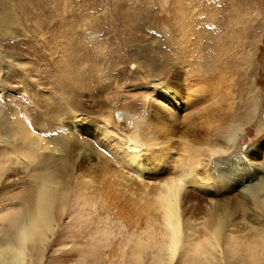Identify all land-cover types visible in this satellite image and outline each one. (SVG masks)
Segmentation results:
<instances>
[{
	"label": "rangeland",
	"instance_id": "obj_1",
	"mask_svg": "<svg viewBox=\"0 0 264 264\" xmlns=\"http://www.w3.org/2000/svg\"><path fill=\"white\" fill-rule=\"evenodd\" d=\"M228 17L236 20L227 22L225 36L236 41L234 33L249 20L246 42L251 43L254 35V46L263 48L254 49L257 56L250 45L239 57L220 54V60L208 67L207 82L205 75L204 85L193 89L217 93L213 108L221 112L234 108L230 114L235 115L245 101L241 82L247 88L255 78L250 76L251 64L255 70L264 69V0H0V18L5 22L0 27V225H7L27 198L56 128L78 123L74 134L94 152L87 161H69L71 186H76L68 195L64 215L56 216L55 236L42 245L31 264H156L165 240L159 236L152 189L156 181L174 176L179 161L187 157L183 133L192 123L196 140L203 136L198 120L204 112L200 93L192 92L199 99L175 113L177 124H170L167 142L158 135L152 118L160 98L155 86L170 83L175 76L187 90L191 80L203 78L190 76L191 56L203 57L215 43L207 32L217 34V18L223 23ZM150 59H155L156 70L148 66ZM261 79L252 94L264 107V75ZM70 87L75 91L67 90ZM185 93L182 90L178 96L183 99ZM256 113L252 122L244 120L237 141L243 150L259 146L261 161L264 122L255 124L260 116L264 120V112ZM132 117L149 135L139 148L145 158L151 160L160 150L166 161H159L145 184L126 175L120 154L107 142H97L96 129L103 128L104 139L106 133L119 139L135 133L134 125H128ZM84 125L93 127L84 130ZM247 126L253 133L244 137ZM22 127L33 141L29 147L19 141L17 130ZM201 144L197 143L198 153L204 150ZM32 152L35 160L27 157ZM196 160L200 170L207 165L215 181V171L208 168L211 163L203 155ZM76 178H80L77 184ZM143 186L150 190L145 193ZM211 192L221 198L217 187ZM184 263L177 256L172 264Z\"/></svg>",
	"mask_w": 264,
	"mask_h": 264
},
{
	"label": "bare ground",
	"instance_id": "obj_2",
	"mask_svg": "<svg viewBox=\"0 0 264 264\" xmlns=\"http://www.w3.org/2000/svg\"><path fill=\"white\" fill-rule=\"evenodd\" d=\"M235 20L233 17H228L222 23L223 20L217 18L218 23H216L217 26L214 25V29L216 33L219 32L217 34L207 32L208 38L210 37L215 43L207 47L203 57L196 56L198 58L196 59L191 56L190 76L199 74L203 78L191 80L190 88L187 84V90L184 84H180V78L175 76L171 77L173 79L169 81L170 83L155 86L160 98L156 101L158 109L152 118L158 125L156 128L158 135L167 142H170V124H177L175 113L180 111L182 106L185 108L190 103L195 104L194 102L201 98L200 106L202 104V112H204L199 114L198 120L202 122L203 136L196 140V124L192 123L189 130L183 133L187 157L179 161L180 165L176 166L174 176L162 178L156 181L154 186L152 185L159 236L165 240L161 244V255L156 264H165V262L172 264L177 256L185 260L184 264H264V158L259 161L261 156L257 149L259 146L251 150H243L237 141L239 132L241 133V128L245 125L244 120L248 124L252 122L253 115L257 116L258 110L261 114L264 112L258 97L252 94L255 93V86L263 82L261 77L264 75V69H256L258 71L256 72L253 69L255 66L251 64L250 67V63L248 64L250 76L254 78L255 75V78L247 88L245 82H241L243 91L241 96L245 97V101L243 100V105L240 106V113L235 115L230 114L234 108H229L227 112L213 108L216 103L212 102V99L217 93L214 95L205 93L201 89L194 90L199 84L204 85L208 67L211 63L220 60V54L226 56L231 53L230 55L237 56L240 52L245 53V46L248 45L253 55L259 49L262 50L263 47L254 46V35L251 36L252 44L246 42L249 40L246 38V24H249V20L243 28L241 24V29L237 30V33H234L235 31L231 28L230 32L237 35L236 41L224 35L228 25L231 21L235 23ZM228 21L230 23H227ZM4 23V20L0 18V27H4ZM240 23L238 20L236 24ZM234 45L236 47H233ZM140 51L146 52L143 49ZM154 60L150 59L148 62L152 70L158 68ZM207 77L208 75H206V82ZM67 90L75 91L74 88L71 90V87ZM182 90L186 92L183 99L178 96ZM192 92L200 93V97L197 99ZM227 92L229 96V89ZM205 99L207 101L204 102ZM181 101L185 103L183 102L182 105ZM161 113L165 119H162ZM108 120L110 121V117ZM136 120L137 118L132 117V123H127L134 125L137 131L121 139L114 138L112 133H106L104 139L101 137L103 128L96 129L100 139L97 142L102 140L107 142L109 147L120 154L121 166L126 168V175L145 184L144 180L149 179L151 172L156 171L154 169L159 166V161L163 163L166 161L163 151L160 150H156L157 153L151 156V160L142 154L139 148L144 145L149 135L145 134L144 125L137 124ZM258 121L259 123L255 125H261L264 122L262 116L258 118ZM84 126L86 127L84 130L93 127L92 125ZM77 130L78 123L70 124V126L62 124L54 130L53 135L50 133L49 142L52 147L39 167L37 166L39 173L29 184L27 198L20 203V210L9 217L10 221L7 225H0V264H31L33 256L37 258L41 254L42 245L50 242L55 236L58 227L56 216L58 218L64 215L68 205V195L73 190V186H76H71L69 161L71 159L87 161L94 157L89 143L82 142L74 134ZM244 131L246 133L244 137L253 133L250 126L245 127ZM17 134L21 143L28 147L32 145L33 141H30L28 131L24 127L18 129ZM197 143L204 147L201 153H198ZM199 155H203L208 163H211L208 164V168L215 171V181L212 176L210 177L211 174L207 173V165L200 170L202 167L196 162ZM27 157L35 160L36 155L32 152L28 153ZM79 182L80 178H76L75 184ZM56 184L60 188H57ZM143 187L145 193L150 190L148 186ZM215 187L218 188L220 199L214 198L216 195L211 192V189ZM197 227L199 229L196 230Z\"/></svg>",
	"mask_w": 264,
	"mask_h": 264
}]
</instances>
